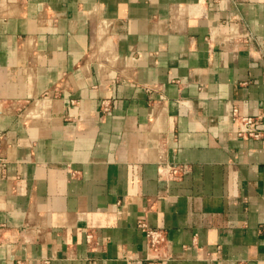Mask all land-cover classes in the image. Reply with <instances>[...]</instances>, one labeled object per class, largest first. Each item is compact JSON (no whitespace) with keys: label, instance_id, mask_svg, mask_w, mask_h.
I'll return each instance as SVG.
<instances>
[{"label":"crops","instance_id":"obj_1","mask_svg":"<svg viewBox=\"0 0 264 264\" xmlns=\"http://www.w3.org/2000/svg\"><path fill=\"white\" fill-rule=\"evenodd\" d=\"M233 110L264 133V0H0V264H264Z\"/></svg>","mask_w":264,"mask_h":264},{"label":"built area","instance_id":"obj_2","mask_svg":"<svg viewBox=\"0 0 264 264\" xmlns=\"http://www.w3.org/2000/svg\"><path fill=\"white\" fill-rule=\"evenodd\" d=\"M233 118L238 124L237 136L248 139H258L264 137V133L258 130V121L255 118L250 117H240L236 110H233ZM0 163L3 165V161L0 159ZM165 175L170 180H181L183 176L189 171L187 166L180 165H167L164 168ZM138 228L143 232L146 251L149 256L151 253L157 250H162L167 244L166 233L162 229H155L149 227L145 222H139ZM86 243L91 246L93 242L92 233H88L85 236ZM151 258V257H150Z\"/></svg>","mask_w":264,"mask_h":264}]
</instances>
